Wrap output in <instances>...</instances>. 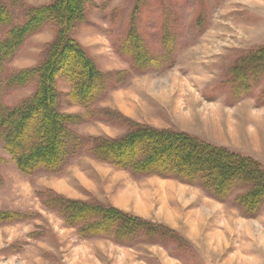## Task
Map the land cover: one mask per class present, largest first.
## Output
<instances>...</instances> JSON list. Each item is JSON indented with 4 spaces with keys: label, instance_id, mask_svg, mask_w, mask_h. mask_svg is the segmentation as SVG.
Here are the masks:
<instances>
[{
    "label": "rangeland",
    "instance_id": "374dc122",
    "mask_svg": "<svg viewBox=\"0 0 264 264\" xmlns=\"http://www.w3.org/2000/svg\"><path fill=\"white\" fill-rule=\"evenodd\" d=\"M60 1L2 0L10 21L0 25V40ZM79 2L68 36L105 90L85 109L70 99L78 74L55 80L56 112L77 118L63 127L78 141L54 170H20L0 128V264H264V203L246 218L235 204L244 192L220 203L198 186L136 176L91 151L96 139L117 140L141 125L186 133L264 166V0ZM58 13L24 34L4 64L0 111L39 95L41 71L60 42ZM71 202L113 208L152 224L154 234L140 231L123 245L84 237L83 225L63 219Z\"/></svg>",
    "mask_w": 264,
    "mask_h": 264
},
{
    "label": "trees",
    "instance_id": "16d2710c",
    "mask_svg": "<svg viewBox=\"0 0 264 264\" xmlns=\"http://www.w3.org/2000/svg\"><path fill=\"white\" fill-rule=\"evenodd\" d=\"M12 1L15 4L20 0ZM78 5L79 0H61L54 7L36 11L29 24L20 30L10 31L4 41L0 40L1 74L4 64L26 36L24 34L44 21L46 16L50 19L59 11L57 21L62 25L60 42L41 71L39 95L20 108L0 111V128L6 150L17 167L26 173L40 167L51 170L61 167L68 154L76 150L75 146L70 148V144L76 143L78 138L63 124L75 125L77 118L63 117L56 112L53 97L55 80L61 75L69 80L78 74L76 80L69 82L72 90L70 99L85 109H90L105 90L103 77L92 60L68 36L70 24L77 19ZM3 12H0V25L10 21V15ZM25 79L23 75L13 83L24 82ZM80 142L83 145L81 139ZM91 151L97 160L129 170L136 176H157L198 186L220 203L244 192L235 197V204L242 207L246 218H256L264 203V166L253 158L186 133L137 125L120 139H96ZM66 210L67 215L63 217L66 224L83 225L80 235L84 237H109L123 245L140 231L154 234L152 224L150 226L113 208L71 202L66 203Z\"/></svg>",
    "mask_w": 264,
    "mask_h": 264
}]
</instances>
